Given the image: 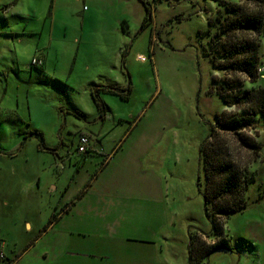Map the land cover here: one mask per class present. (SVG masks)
I'll return each instance as SVG.
<instances>
[{"label": "rangeland", "instance_id": "obj_1", "mask_svg": "<svg viewBox=\"0 0 264 264\" xmlns=\"http://www.w3.org/2000/svg\"><path fill=\"white\" fill-rule=\"evenodd\" d=\"M144 1L152 18L146 27L143 0H0V150L5 155L2 161L18 169L15 192L21 197L35 193L36 207L37 194L45 193L41 208L50 210L46 199L56 192L50 153L54 146L61 148L64 143L60 153L70 152L76 158L80 130L92 129L97 135L103 128L89 84L81 77L101 71L99 77L93 76L101 84L131 85L129 101L103 95L111 111L102 139L144 151L146 169L163 177L165 200L156 210L140 196L143 208L129 216L141 218L143 239L125 256L120 250V259H95L96 264H190L192 238L202 249L220 240L212 234L198 186L199 178L204 180L200 150L216 129V114L239 111L209 93L212 77L225 74L216 72L205 55L206 40L200 32L208 28V17L215 16L219 0ZM84 14H88L85 22ZM262 48L264 44L261 52ZM37 55L44 68L31 66ZM140 55L147 60H140ZM76 110L86 119L72 114ZM32 133L41 134L42 140ZM243 134L263 144L259 157L240 148L234 134L220 133L238 162L256 171V182L247 194L249 210L224 225L232 252L221 249L202 258V251L193 257V264H257V253L241 238L252 243L245 226L264 218L260 158H264V123ZM100 162L92 157L86 164L89 173L83 172L92 177ZM37 178L42 181L41 191ZM76 194L73 185L64 202ZM152 211L162 215L150 216Z\"/></svg>", "mask_w": 264, "mask_h": 264}, {"label": "crops", "instance_id": "obj_2", "mask_svg": "<svg viewBox=\"0 0 264 264\" xmlns=\"http://www.w3.org/2000/svg\"><path fill=\"white\" fill-rule=\"evenodd\" d=\"M87 18L88 14H84L83 21ZM262 52L264 57L263 48ZM78 57L79 50L75 61ZM261 63L264 65V58ZM111 65L113 69L114 65ZM85 70L89 73L91 67L87 66ZM101 74L98 71L96 75ZM96 75L92 72L91 76L81 77V81L89 86L93 80L100 83L93 78ZM260 82L264 85V70ZM109 114L102 118L103 128L97 135L92 129L80 130L79 136H90L88 153L81 154L76 147V158L70 152L62 154L64 143L61 148L54 146L50 152L53 157L51 167L56 175L54 183L57 184L55 195L46 199L50 210L41 208L45 193L37 194L39 203L36 207L32 201L35 193L29 191L26 197H21L15 192L19 185L18 169L14 163L2 161L5 155L0 150V264L6 260L13 264H96L95 259H120V250L125 256L133 250L137 240L143 239L141 218L138 220L129 215H135L138 208H143L140 196L148 199L149 207L158 210L161 201L165 200L164 180L162 175H153L146 169L144 151L136 150L137 147L124 148L116 140L102 139L106 135L104 126ZM54 154L63 160H57ZM92 157H99L101 162L96 173L89 177L90 168L86 164ZM33 185V188L37 185L38 190L42 189L41 178ZM73 185L77 194L64 202ZM152 214L162 215L157 211L150 212V216ZM141 216L145 217L144 214ZM245 229L256 246L257 264H264V218L253 220Z\"/></svg>", "mask_w": 264, "mask_h": 264}, {"label": "trees", "instance_id": "obj_3", "mask_svg": "<svg viewBox=\"0 0 264 264\" xmlns=\"http://www.w3.org/2000/svg\"><path fill=\"white\" fill-rule=\"evenodd\" d=\"M143 2L147 12L143 26L146 27L152 18L148 4L144 0ZM207 23L208 28L200 32V36L206 40L204 53L210 57L214 70L225 74L223 78L216 74L212 77L209 93L217 95L228 108H238L239 111L216 114V129H212L200 150L204 180L202 182L199 178V192L204 198L205 213L212 225V234L220 240L202 249L195 247V238H192L190 264L196 260L193 257L201 256L197 253L202 251V258L205 253L221 249L232 252L228 239L224 238V225L234 215L248 209L250 200L247 194L256 182V171L238 162L220 133L234 134L239 147L251 151L256 157H259L263 150L261 142L243 133L255 130L260 122L264 123V85L260 82L259 71L264 37V0H239V3L219 0L215 16L208 17ZM247 83L252 86L246 87ZM89 88L101 118L111 111L103 95L116 96L126 102L132 94L130 84L123 87L93 83ZM72 114L77 118L86 119L85 113L79 110ZM33 134L42 140L41 134ZM26 138L28 136L24 137ZM41 145V148H46ZM260 158L264 162L263 156ZM241 242L256 252L254 244L242 238ZM4 264L13 263L6 260Z\"/></svg>", "mask_w": 264, "mask_h": 264}, {"label": "built area", "instance_id": "obj_4", "mask_svg": "<svg viewBox=\"0 0 264 264\" xmlns=\"http://www.w3.org/2000/svg\"><path fill=\"white\" fill-rule=\"evenodd\" d=\"M139 59L142 61L147 60V58L144 56H139ZM43 64H44V61L41 57H39L38 55L33 57L32 63H31L32 66L41 67L43 66ZM263 70L264 68L260 67L259 69L260 73H262ZM90 144H91L90 136L86 134L80 135L78 139V143H77V151L81 154L88 153L90 150Z\"/></svg>", "mask_w": 264, "mask_h": 264}]
</instances>
